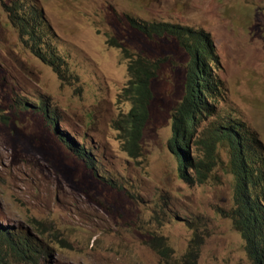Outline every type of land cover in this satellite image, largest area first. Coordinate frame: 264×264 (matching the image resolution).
<instances>
[{"label":"rangeland","instance_id":"obj_1","mask_svg":"<svg viewBox=\"0 0 264 264\" xmlns=\"http://www.w3.org/2000/svg\"><path fill=\"white\" fill-rule=\"evenodd\" d=\"M9 1L0 0V225L35 237L44 264H162L154 247L161 237L170 261L198 237V264H251L226 217L234 206L228 152L217 148L205 183L187 184L168 149L188 56L170 40L146 38L127 15L209 32L226 90L219 110L234 112L264 142V0H39L78 80H61L21 43L2 6ZM132 55L168 59L153 83L139 155L124 133ZM43 97L57 112L56 127L14 107L15 98ZM56 128L77 144L86 139L96 171ZM192 151L206 160L201 145Z\"/></svg>","mask_w":264,"mask_h":264},{"label":"trees","instance_id":"obj_2","mask_svg":"<svg viewBox=\"0 0 264 264\" xmlns=\"http://www.w3.org/2000/svg\"><path fill=\"white\" fill-rule=\"evenodd\" d=\"M41 5L39 0L2 3L9 22L28 51L52 68L61 80L75 77L70 72L66 50L59 48L62 40ZM127 20L146 38L170 40L187 54L185 92L172 115L168 149L178 160L179 179L187 184L205 183L219 159L217 148L228 152V168L234 179V206L226 217L244 240L251 264H264V142L234 112L219 110L226 90L220 75L221 60L211 34L202 28L165 20H144L132 15H127ZM128 58L129 81L124 93L132 101V108L124 117V133L128 150L139 155L150 117L153 83L168 59L152 60L142 55ZM13 103L18 113H39L52 128L56 127L57 112L44 97L37 102L15 98ZM55 132L76 157L96 171L97 165L88 152L86 139L80 145L59 129ZM197 145L205 149L206 160L193 156L192 149ZM154 247L162 257V264H198L201 253L198 237L191 240L185 254L176 261H170L173 250L162 237ZM46 255L36 238L27 231L0 225V264L8 263L10 258L21 264H44Z\"/></svg>","mask_w":264,"mask_h":264},{"label":"bare ground","instance_id":"obj_3","mask_svg":"<svg viewBox=\"0 0 264 264\" xmlns=\"http://www.w3.org/2000/svg\"><path fill=\"white\" fill-rule=\"evenodd\" d=\"M42 6V5H41Z\"/></svg>","mask_w":264,"mask_h":264}]
</instances>
